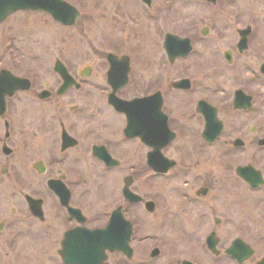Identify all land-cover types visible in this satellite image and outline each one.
Returning <instances> with one entry per match:
<instances>
[{
	"label": "flooded vegetation",
	"instance_id": "1",
	"mask_svg": "<svg viewBox=\"0 0 264 264\" xmlns=\"http://www.w3.org/2000/svg\"><path fill=\"white\" fill-rule=\"evenodd\" d=\"M128 1L77 6L74 25L33 9L0 22V264H23L20 240L32 233L50 237L40 255L61 264H264V239L248 234L253 216L251 230L264 233V120L250 128L245 118L264 111V34L253 24L264 25V11L246 3L255 17L236 28L220 65L213 49L202 55L209 26L129 44ZM135 1L153 20L166 9ZM203 2L213 14L221 5ZM96 18L119 44L128 37L127 48L104 52L97 79L92 65L76 70L69 56L54 57L47 71L11 56L8 38L37 36L39 23L89 41ZM142 51L146 66L137 69ZM108 176L112 200L99 199Z\"/></svg>",
	"mask_w": 264,
	"mask_h": 264
},
{
	"label": "rangeland",
	"instance_id": "2",
	"mask_svg": "<svg viewBox=\"0 0 264 264\" xmlns=\"http://www.w3.org/2000/svg\"><path fill=\"white\" fill-rule=\"evenodd\" d=\"M70 1L79 7L85 3L94 5L100 2V0ZM156 1L158 3L163 2V6L164 8H166L164 12H162L161 17L157 20H153L149 17L145 5L135 0L128 1L130 3L129 17L130 21L132 22L130 23V27H132V29L131 32L127 33H133L136 35L130 38L129 44H140L141 41H144L143 43H148V41L150 40L148 39L149 35H151V39L153 38V42L155 40H158L160 43L163 39V35L165 32H173L176 34L188 35L195 34L201 28L209 26L210 33L212 34V41L210 40L211 42H208L207 44L203 45L202 55L203 57H206V51H208L209 49H213L215 51L216 60L219 61L218 63L220 65H222V63H220L221 60L218 59L219 55L222 56V52L231 45V40L233 36L236 35V28L246 26L247 24L251 23V21H253V17H255L254 14L245 9L246 3L257 1L260 7V11H264V0H219L221 5L218 7L216 14H213L210 7L205 5L203 0H199L198 3L192 4L185 0ZM91 23H93V26H96L95 28L97 29V33H92V36L88 37L90 39L89 41L84 40L87 37H85L84 35H81L80 37L78 34L76 35L74 31H72V33L71 31L70 33L61 32L63 30L56 26H53V28H51L49 25L45 26L39 23L38 25H40L44 31L38 26L37 29L39 34L37 36L20 37V35H18L17 37L8 38V44L9 42H15L16 40L14 47L15 52L11 56L16 57V59L18 58L19 60L20 58L22 60L24 59V64L41 67L43 70L46 69V71L48 70L50 61H52L54 57L69 56L76 70H79L81 67H84L88 64L92 65L93 72L95 74V79H97L102 70L101 66L104 62V58L102 56L105 54L104 52L106 50H113L121 47L127 48L128 37L124 36L123 43L121 42L119 44L118 42L120 40L117 37L115 38L114 35L116 34L115 32H113L111 27L107 25L102 26L103 23H100L97 18L96 20L91 21ZM10 24H12L13 32L20 33V23L16 24L15 22H10ZM10 24L7 25L8 28L11 27ZM253 24H256L258 27H261L262 32L264 34V25L262 21ZM5 27L6 25L0 27V44L2 45V48H4V44L6 42V40L3 39V30ZM101 31H103V36L100 35ZM125 33L126 31L124 32V34ZM117 34L121 33L118 32ZM133 37H136L138 41L135 42V39H133ZM257 44L259 45V47L261 46V49L262 46H264L263 40L261 44ZM160 50L161 49L159 47L151 50L152 61L154 62V65L156 64V62H159L164 55L163 52H161ZM254 52L257 53L255 48ZM145 53L148 57L149 52L147 51L138 52L137 54L135 53L136 58H134L133 63L137 69L146 66V61H144ZM30 56H35L36 60H29L28 57ZM9 61H11V63H14L11 59H9ZM192 64H194V61L190 63H185L183 64V66L185 67V65ZM18 65L20 66V62H18ZM171 69L172 68H170L169 71H171ZM175 73H180V71H177ZM225 85L232 86L234 84L233 81L230 80L226 81ZM202 87L204 88L203 92L209 94L207 93L208 91L205 89L204 85ZM94 97H96V95ZM180 99L182 100L183 106L190 105L186 104L188 98H185L184 96L180 95ZM258 117H260V119L263 118L264 120V111L252 117H245L248 121V124L250 125V128L251 125L255 124V119ZM240 121L241 120H237V122ZM92 176H94V173H90V185L92 184ZM111 179L112 177L108 176V183L102 188L100 192L101 197L99 199L112 200V197H109L110 194L107 193L111 191L112 194L113 192L112 190L114 188V185H111ZM93 189H95L93 193L95 195H97V191H100L98 190V187ZM244 214L245 213H242L241 215L243 221H245ZM252 214L255 215V213ZM249 220L251 222L248 226V234L253 241L258 243L259 241L264 239V233L259 234L256 232V230H251V228L256 225L254 216L251 217ZM189 230L192 231L193 229L189 228ZM251 231H254V233H252ZM202 232L203 231H201V234H203ZM41 237L43 239H41V241H38V239H40ZM52 238H54V236H51V239ZM172 239H174L173 234ZM48 243H50V237L48 239V237H43V235L41 234L38 236L37 233H32L30 236H24L20 240V258H22L23 264H61L59 258L57 261L50 262L49 259H52V257H48L47 254H44L43 256L40 255V252L45 249V247L52 248V245L49 246ZM45 244H48V246H45ZM144 247V245L139 246V244H137L136 250L144 252ZM168 247L171 249L172 245H168Z\"/></svg>",
	"mask_w": 264,
	"mask_h": 264
},
{
	"label": "water",
	"instance_id": "3",
	"mask_svg": "<svg viewBox=\"0 0 264 264\" xmlns=\"http://www.w3.org/2000/svg\"><path fill=\"white\" fill-rule=\"evenodd\" d=\"M54 3H59L60 7L55 6ZM21 8L45 9L65 23H73L78 17L77 9L61 0H0V21Z\"/></svg>",
	"mask_w": 264,
	"mask_h": 264
}]
</instances>
